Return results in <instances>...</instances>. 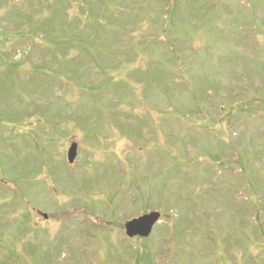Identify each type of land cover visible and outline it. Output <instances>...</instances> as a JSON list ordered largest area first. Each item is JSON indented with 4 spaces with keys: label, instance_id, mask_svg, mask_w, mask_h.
<instances>
[{
    "label": "rangeland",
    "instance_id": "obj_1",
    "mask_svg": "<svg viewBox=\"0 0 264 264\" xmlns=\"http://www.w3.org/2000/svg\"><path fill=\"white\" fill-rule=\"evenodd\" d=\"M0 264H264V0H0Z\"/></svg>",
    "mask_w": 264,
    "mask_h": 264
},
{
    "label": "water",
    "instance_id": "obj_2",
    "mask_svg": "<svg viewBox=\"0 0 264 264\" xmlns=\"http://www.w3.org/2000/svg\"><path fill=\"white\" fill-rule=\"evenodd\" d=\"M76 150V144H71L66 155V160L69 164L73 163L76 157ZM43 217L46 218V216ZM159 219L160 215L155 212L133 219L125 224V235L128 238H147L151 234L153 226L159 222Z\"/></svg>",
    "mask_w": 264,
    "mask_h": 264
}]
</instances>
